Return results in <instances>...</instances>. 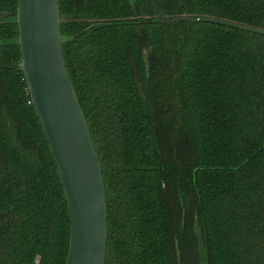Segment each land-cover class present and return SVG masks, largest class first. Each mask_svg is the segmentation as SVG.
Here are the masks:
<instances>
[{"label":"trees","instance_id":"trees-1","mask_svg":"<svg viewBox=\"0 0 264 264\" xmlns=\"http://www.w3.org/2000/svg\"><path fill=\"white\" fill-rule=\"evenodd\" d=\"M264 30V0H157ZM0 264H65L70 221L0 0ZM65 66L101 166L104 264H264V36L163 24L151 0H59Z\"/></svg>","mask_w":264,"mask_h":264},{"label":"water","instance_id":"water-1","mask_svg":"<svg viewBox=\"0 0 264 264\" xmlns=\"http://www.w3.org/2000/svg\"><path fill=\"white\" fill-rule=\"evenodd\" d=\"M151 1L160 21L170 27L185 22L207 23L264 36L263 29L214 18L169 19L158 1ZM9 16L0 11L1 19ZM16 24L21 64L15 70L23 74L67 202L70 236L65 264H104L107 245L104 180L65 66L59 0H17Z\"/></svg>","mask_w":264,"mask_h":264},{"label":"rangeland","instance_id":"rangeland-1","mask_svg":"<svg viewBox=\"0 0 264 264\" xmlns=\"http://www.w3.org/2000/svg\"><path fill=\"white\" fill-rule=\"evenodd\" d=\"M198 259L199 264H205L204 250L201 247L198 248Z\"/></svg>","mask_w":264,"mask_h":264}]
</instances>
